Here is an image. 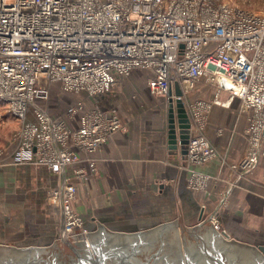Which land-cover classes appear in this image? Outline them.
I'll use <instances>...</instances> for the list:
<instances>
[{
  "label": "built area",
  "instance_id": "built-area-1",
  "mask_svg": "<svg viewBox=\"0 0 264 264\" xmlns=\"http://www.w3.org/2000/svg\"><path fill=\"white\" fill-rule=\"evenodd\" d=\"M140 68L152 74L150 91L167 99L175 82L185 96L202 75L238 98L250 119L248 148L233 171L242 179L256 169L264 158V14L215 0H0V103L21 122L14 163L44 165L55 174L57 239L83 242L93 232L72 207L77 187L68 166L123 126L116 107L88 109L79 100L68 111L78 117L72 127L44 106L48 87L59 83L62 91L94 98L109 92L117 76ZM209 107L195 101L187 108L192 188L206 180L196 166L217 156L202 132ZM84 161L95 168L93 159ZM210 221L220 230L215 215Z\"/></svg>",
  "mask_w": 264,
  "mask_h": 264
},
{
  "label": "crops",
  "instance_id": "crops-1",
  "mask_svg": "<svg viewBox=\"0 0 264 264\" xmlns=\"http://www.w3.org/2000/svg\"><path fill=\"white\" fill-rule=\"evenodd\" d=\"M151 76L149 71L135 69L131 75L117 76L109 92L94 98L62 91L59 83L48 87L49 97L43 101L44 106L74 128L79 126L78 117H70L68 111L79 100H83L88 109L116 107L125 125L124 130L115 131L99 150L88 155L80 152L83 160L68 166L77 187L76 211L93 222H90L93 232L98 231L96 221L101 217L105 224L99 219L100 224L125 233L129 226L130 231H139L159 225L166 218L178 217V203L182 217L184 212L190 214L185 220L190 223L199 219V206H205L211 214L229 190L213 214L219 215L222 231L229 235L227 241L233 239L251 246L254 244L248 242L264 244V158L242 179L233 171L248 148L246 129L250 113L238 98L230 99L229 92L219 90L207 75L186 92L183 101L187 108L195 101L210 104L203 114L202 132L217 150L215 158L196 166L197 171L206 176L205 185L199 190L191 188L185 152L168 148V99L150 91ZM15 146L11 142L7 149L0 148L3 154L0 215L3 217L9 209H36L41 213L51 200L48 190L57 185L55 174L46 166L15 164ZM86 158L94 160V169L84 161ZM49 214L57 221L59 211L52 203ZM46 225L27 227L18 233L19 238L31 246H52L60 233L61 217L57 233Z\"/></svg>",
  "mask_w": 264,
  "mask_h": 264
},
{
  "label": "water",
  "instance_id": "water-1",
  "mask_svg": "<svg viewBox=\"0 0 264 264\" xmlns=\"http://www.w3.org/2000/svg\"><path fill=\"white\" fill-rule=\"evenodd\" d=\"M183 97L175 82L169 92L166 134L168 148L186 154L192 120ZM216 209L191 227L184 225L178 203L175 220L145 231L112 232L96 221L98 231L86 232L88 239L83 242L55 239L51 247L0 245V264H264V244L227 241L226 231H216L210 221Z\"/></svg>",
  "mask_w": 264,
  "mask_h": 264
},
{
  "label": "rangeland",
  "instance_id": "rangeland-1",
  "mask_svg": "<svg viewBox=\"0 0 264 264\" xmlns=\"http://www.w3.org/2000/svg\"><path fill=\"white\" fill-rule=\"evenodd\" d=\"M215 1L217 2V4H229V5L232 4V5L239 6L240 8L249 9V10L254 11L260 15L264 14V0H215ZM118 114H119V111H118ZM119 117H120V120L122 121V126H123L121 130H124L125 125L123 123V120L121 119L120 114H119ZM29 118H32L30 113H29ZM20 126H21L20 120L7 111L6 105L0 103V148L4 147L7 149L11 142L13 143V145L15 144L16 145L15 148H17V142H16L15 134L18 131V129L20 128ZM70 176H71V174H70ZM71 178H72V176H71ZM71 182L73 183L72 179H71ZM73 184H75V183H73ZM53 188H50L48 190L49 195H50V190H52ZM197 189L199 190V188H197ZM45 195H46V193H45ZM75 200H76V198L72 201V207H73L75 213L78 214L81 217V219H83L85 228L91 229V223H93V222H91L90 220H87V218H85V216L83 214H80L76 211V209L74 207ZM51 203L54 204V207H55L56 203L51 198V200L47 201L46 206L44 205L43 209L40 208L42 210L41 213H37L36 209H34L32 211L31 210L30 211L25 210V209L24 210L20 209V210L14 211L12 209H9L6 211V214L4 215V217L0 215V245H3V246L7 245V246L16 247V248L30 247L31 245L26 244L28 241L26 243H24L23 239L19 238L18 233H20L21 230H27V227L34 226V225H37V227H44V225L47 224V225H49L50 230H53V232L57 233V228H58V224H59L61 215L59 214L57 221L53 220L51 218V215L49 214L50 208H51ZM204 207L205 206H201V207L199 206L197 208V210H199V212L197 214L199 219L193 220L190 223L185 222L186 216L188 214H187V212H184V215L182 217L184 225L187 227H191V226H195V225H198L199 223L204 222L207 218L206 216H208L210 213V212L206 211ZM0 214H1V212H0ZM113 215L115 216V213H113ZM171 218H173V219L166 218L161 223L173 221L177 218V216H175V217L173 216ZM99 219L97 221L103 222L105 224L104 218L99 217ZM215 219L218 222V224L220 225V230L216 229V231L221 232L223 227H222V221H221L218 214L215 215ZM210 220H211V218H210ZM54 222L56 223V225ZM104 226L112 232H114V231L120 232V229H115V227H113V226H110V225H104ZM156 226H158V225H156ZM129 227H130V229L132 228L131 226H129ZM150 227L153 228V227H155V225L150 226ZM92 228L96 229L95 227H92ZM130 229L126 230V231L123 230V231H125V233H127V232L133 233L132 231H130ZM145 229H150V228H145ZM145 229L142 228L139 231H145ZM91 230L93 231V229H91ZM58 236H59V233H58ZM248 243L254 244V245H259L257 242H253V243L248 242ZM42 247H44V246H42ZM48 247H51V246H48Z\"/></svg>",
  "mask_w": 264,
  "mask_h": 264
},
{
  "label": "bare ground",
  "instance_id": "bare-ground-1",
  "mask_svg": "<svg viewBox=\"0 0 264 264\" xmlns=\"http://www.w3.org/2000/svg\"><path fill=\"white\" fill-rule=\"evenodd\" d=\"M224 85L226 84L224 81L222 82Z\"/></svg>",
  "mask_w": 264,
  "mask_h": 264
}]
</instances>
